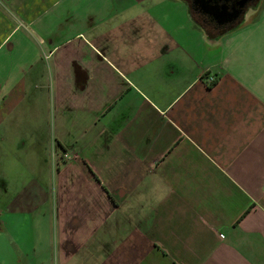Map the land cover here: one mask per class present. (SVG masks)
<instances>
[{"label": "crops", "instance_id": "crops-1", "mask_svg": "<svg viewBox=\"0 0 264 264\" xmlns=\"http://www.w3.org/2000/svg\"><path fill=\"white\" fill-rule=\"evenodd\" d=\"M193 1L0 0L1 176L34 168L0 177V264L34 209L56 264H264V0L216 43Z\"/></svg>", "mask_w": 264, "mask_h": 264}, {"label": "rangeland", "instance_id": "rangeland-1", "mask_svg": "<svg viewBox=\"0 0 264 264\" xmlns=\"http://www.w3.org/2000/svg\"><path fill=\"white\" fill-rule=\"evenodd\" d=\"M43 152V156L47 158V164L48 166L54 168V172L51 173L49 172L48 176H44V183L49 186L50 188L54 189V186L56 185V170L57 166H59V156L56 154V147L55 145H49L47 148H43L42 149ZM24 157L29 158L28 156L30 155V153L27 154H23ZM31 156L34 157V155L31 153ZM72 157H74L73 152L69 151L66 153H63V159L69 161L70 159H72ZM12 155H7V162H8V166L6 167L4 165V170L5 172H7L8 175H4L1 176V170H0V177H3L5 179L8 180L9 186L11 187V185L15 188V190H13L12 188H9L10 191L14 194H16V189L19 187V183L23 180H27V178H29L31 176V173L28 174L26 172H29L28 169L30 166H28V164H24L25 162H20L16 159ZM27 160V159H26ZM35 162V161H34ZM61 165H63V163H61ZM28 166V167H27ZM32 168V167H30ZM32 172L34 171V168H32ZM17 171H24L25 174H19ZM10 194V193H9ZM1 198V195H0ZM3 212V207L0 206V215H2ZM36 212V209L32 210V213H29L28 215H22L19 213H12L9 214L8 212L4 211V215L8 218V217H13L10 221L11 227H10V231L9 234L11 236L14 235H25L26 237V249L24 251V258L22 259V262L24 264H35L38 261H34L33 256L31 255L32 253V248L33 245H37L40 243V245H42L41 248H43L41 250V261L43 262L42 264H56V260H55V241L57 240V223L54 222L55 218L50 217V215H46V217H42L41 219H39V221L35 224L34 223V217L32 216V214H34ZM37 220V219H36ZM22 221H24V224L22 223ZM15 224V225H14ZM23 227V228H22ZM40 239V240H39ZM39 240V241H38ZM40 248V249H41ZM29 251H31V253H29ZM31 261V262H30ZM14 264V263H12Z\"/></svg>", "mask_w": 264, "mask_h": 264}, {"label": "water", "instance_id": "water-1", "mask_svg": "<svg viewBox=\"0 0 264 264\" xmlns=\"http://www.w3.org/2000/svg\"><path fill=\"white\" fill-rule=\"evenodd\" d=\"M190 1V0H188ZM248 0H236V2L229 6V0H195V3L198 5V9L210 13L215 19L220 22L227 20L228 18L233 17L239 13V8L245 4ZM192 7V5H190ZM196 23L204 30L206 39L209 42L216 43L219 39L227 33L229 30L224 31L219 37L213 36L212 32L205 29L203 24L200 22ZM241 24V23H240Z\"/></svg>", "mask_w": 264, "mask_h": 264}, {"label": "flooded vegetation", "instance_id": "flooded-vegetation-1", "mask_svg": "<svg viewBox=\"0 0 264 264\" xmlns=\"http://www.w3.org/2000/svg\"><path fill=\"white\" fill-rule=\"evenodd\" d=\"M235 2L236 0H229V6H232ZM258 4L259 0H248L239 8V13L237 15H234L223 22L218 21L208 12L203 11L204 14L198 13L197 15L199 17V21L207 28V30L211 31L213 36L219 37L224 31L234 28L239 23L244 22L247 15H249L250 12L258 6Z\"/></svg>", "mask_w": 264, "mask_h": 264}, {"label": "built area", "instance_id": "built-area-1", "mask_svg": "<svg viewBox=\"0 0 264 264\" xmlns=\"http://www.w3.org/2000/svg\"><path fill=\"white\" fill-rule=\"evenodd\" d=\"M215 81V78L214 77H209L208 79H207V82L208 83H213Z\"/></svg>", "mask_w": 264, "mask_h": 264}, {"label": "trees", "instance_id": "trees-1", "mask_svg": "<svg viewBox=\"0 0 264 264\" xmlns=\"http://www.w3.org/2000/svg\"><path fill=\"white\" fill-rule=\"evenodd\" d=\"M198 5L195 3V0L193 1V8L198 9Z\"/></svg>", "mask_w": 264, "mask_h": 264}]
</instances>
